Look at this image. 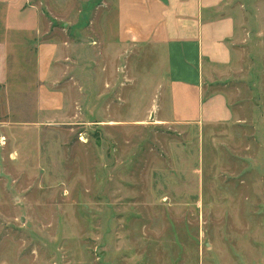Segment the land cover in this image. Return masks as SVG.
Wrapping results in <instances>:
<instances>
[{
  "label": "rangeland",
  "instance_id": "obj_1",
  "mask_svg": "<svg viewBox=\"0 0 264 264\" xmlns=\"http://www.w3.org/2000/svg\"><path fill=\"white\" fill-rule=\"evenodd\" d=\"M260 16L216 86L238 120L202 129L155 121L145 51L121 58L136 74L84 68L72 83L67 69L57 113L38 112L29 59H14L25 72L0 89V264H264Z\"/></svg>",
  "mask_w": 264,
  "mask_h": 264
},
{
  "label": "crops",
  "instance_id": "obj_2",
  "mask_svg": "<svg viewBox=\"0 0 264 264\" xmlns=\"http://www.w3.org/2000/svg\"><path fill=\"white\" fill-rule=\"evenodd\" d=\"M76 2L0 0V89L8 86V72L23 75L27 67L35 76L38 112L57 113L64 107L60 89L67 69L72 83L84 68L136 74L121 59L134 49L139 61L145 51L154 64L150 107L156 122L202 129L238 120L216 86L237 70L250 23L261 15L264 27V0H247L252 18L246 25L240 0H103L83 9ZM51 6L55 14L48 17ZM14 59L29 61L23 68Z\"/></svg>",
  "mask_w": 264,
  "mask_h": 264
},
{
  "label": "water",
  "instance_id": "obj_3",
  "mask_svg": "<svg viewBox=\"0 0 264 264\" xmlns=\"http://www.w3.org/2000/svg\"><path fill=\"white\" fill-rule=\"evenodd\" d=\"M151 118H152V114H151Z\"/></svg>",
  "mask_w": 264,
  "mask_h": 264
}]
</instances>
